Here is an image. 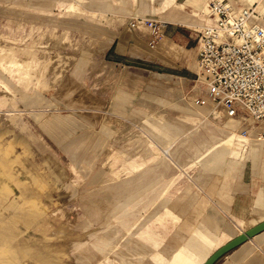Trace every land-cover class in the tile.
<instances>
[{"label": "rangeland", "instance_id": "obj_1", "mask_svg": "<svg viewBox=\"0 0 264 264\" xmlns=\"http://www.w3.org/2000/svg\"><path fill=\"white\" fill-rule=\"evenodd\" d=\"M212 1L0 0V264H200L261 223L232 190L264 179V122L191 99ZM253 257L254 237L215 264Z\"/></svg>", "mask_w": 264, "mask_h": 264}, {"label": "built area", "instance_id": "obj_2", "mask_svg": "<svg viewBox=\"0 0 264 264\" xmlns=\"http://www.w3.org/2000/svg\"><path fill=\"white\" fill-rule=\"evenodd\" d=\"M208 16L196 46L199 85L192 103L214 105L212 114L245 128L264 122V14L255 4L214 0ZM149 27L158 33L168 24L149 22ZM247 135L245 129L242 136Z\"/></svg>", "mask_w": 264, "mask_h": 264}, {"label": "crops", "instance_id": "obj_3", "mask_svg": "<svg viewBox=\"0 0 264 264\" xmlns=\"http://www.w3.org/2000/svg\"><path fill=\"white\" fill-rule=\"evenodd\" d=\"M182 22L185 23L184 20H182ZM168 29L169 28H167L166 31ZM120 40H121V37L120 38L115 37L114 41L111 44L107 45L101 52L103 54H107V56H110L118 48ZM117 54L120 56L122 55L121 52H117ZM196 57H197V51H196ZM204 109H209V108H204ZM204 117L198 116L197 120L200 126L204 125L205 121L209 122L207 115H205ZM195 128L196 129H194V131H191L192 134L199 133L200 131L199 125ZM230 140L231 139H228L226 142L230 143L231 142ZM8 186H10V184H8ZM232 191L236 199L242 203L241 208H240L241 210L252 211L253 202H256V201H257V204L262 205L264 207V179L259 180V179H254L253 177L246 178L244 179V182L242 184L238 185L236 191L235 190H232ZM249 213L252 215H259V216L264 215L262 211H258L255 213L249 212ZM262 221H264V219ZM223 228H224V225L221 224L218 213H209L205 215L199 224V230L204 231L206 229L207 232L209 231L211 234H213L212 237L207 240L208 243L215 242V240L221 235L220 233L223 231ZM254 238H258L259 245L264 247V232H262L261 234H259L258 236ZM208 258L209 256L204 257V259L200 258L199 259L200 264H204V262ZM251 262H253V264H256L257 262H259V264H264V261L260 260L258 257H253Z\"/></svg>", "mask_w": 264, "mask_h": 264}, {"label": "water", "instance_id": "obj_4", "mask_svg": "<svg viewBox=\"0 0 264 264\" xmlns=\"http://www.w3.org/2000/svg\"><path fill=\"white\" fill-rule=\"evenodd\" d=\"M264 231V221L260 224L254 226L247 232L241 234L240 236L236 237L235 239L231 240L221 248H219L216 252H214L204 264H215L220 258H222L225 254L230 252L231 250L237 248L238 246L245 243L247 240L255 237L256 235L260 234Z\"/></svg>", "mask_w": 264, "mask_h": 264}, {"label": "bare ground", "instance_id": "obj_5", "mask_svg": "<svg viewBox=\"0 0 264 264\" xmlns=\"http://www.w3.org/2000/svg\"><path fill=\"white\" fill-rule=\"evenodd\" d=\"M107 41H108L107 44L109 45V44H111V43L114 41V38L108 39ZM105 45H106V44H105ZM196 67H197V66H196ZM172 78H176V77H172ZM199 108H209V109H211V111H212V110L214 109V105H208V106H205V107H199ZM188 113H189V112H188ZM203 115H204V114H203ZM204 116H205V115H204ZM204 116H203V117H204ZM191 117H192V116H191ZM199 118H200V117H199ZM204 118H205V117H204ZM205 122H206V121H205ZM227 143H228V142H227ZM228 144H229V143H228ZM226 147H227V146H226ZM227 167H228V166H227ZM6 182H7V181H6ZM10 190H11V189H10ZM10 194H11V193H10ZM10 194H9V195H10ZM12 194H13V193H12ZM1 195H2V194H1ZM207 218H208V217H207ZM206 220H207V219H206ZM222 225H223V224H222ZM225 228H226V227H225ZM223 229H224V228H223ZM238 232H239V231H238ZM243 232H244V231H243ZM263 232H264V231H263ZM261 233H262V232H261ZM261 233H260V234H261ZM241 234H242V233H241ZM258 235H259V234H258ZM258 235H256V236H258ZM256 236H255V237H256ZM257 239H258V238H257ZM205 262H206V261H205ZM205 262H204V263H205Z\"/></svg>", "mask_w": 264, "mask_h": 264}]
</instances>
